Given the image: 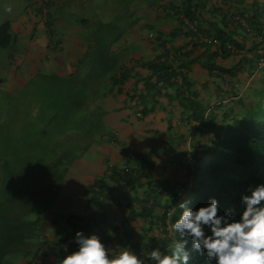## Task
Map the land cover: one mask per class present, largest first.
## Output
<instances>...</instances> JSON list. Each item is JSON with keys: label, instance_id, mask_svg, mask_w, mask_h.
Instances as JSON below:
<instances>
[{"label": "trees", "instance_id": "trees-1", "mask_svg": "<svg viewBox=\"0 0 264 264\" xmlns=\"http://www.w3.org/2000/svg\"><path fill=\"white\" fill-rule=\"evenodd\" d=\"M234 3L233 7L238 4L246 7L249 2ZM223 5L227 7L228 3ZM165 6L166 13L180 21V28L188 29L186 35L205 38L201 47L207 58L203 67L208 80L200 92L192 90L189 74L192 60H187L188 54L178 51L171 57L167 48L169 40H165L168 41L165 42L167 51L164 48L157 61L143 63L151 75L147 89L159 94L158 86L163 84V90L174 91L173 95L166 93V96L180 102L186 111L185 121L193 130L190 143L186 146L184 142L186 148L182 150L170 146L163 153H126L128 150L124 149L129 164L126 170H113L109 181L100 178L87 189L92 194L89 202L96 211L68 219L70 232L54 244L58 264L76 250L73 238L77 231L97 234L109 249L130 245L138 255L148 257L153 248L165 249L175 238L170 223L179 215V203L188 201L190 207L198 208L215 197L221 212L232 208L238 214L242 207L240 197L245 190L250 185L264 183V66L261 67L264 63V0H253L249 8L240 11L237 7L232 13L217 7L216 13L225 16L221 22L207 24L198 17L191 0L182 5L168 2ZM222 22L231 25L218 29L217 25ZM9 30V24L0 30L2 48L12 43ZM183 33L176 31L172 36L179 37ZM153 37L151 34L150 38ZM240 37L254 39L252 45L245 46ZM236 57L240 58L236 60ZM219 58L231 65H221ZM129 77V72L115 77L109 84L111 89L104 90L102 103L115 88L123 92ZM239 85L246 89L243 95L237 89ZM203 93L208 96L203 97ZM137 99L145 98L136 94ZM97 105L98 101L94 104L96 112L92 113L99 118ZM104 130L103 127L102 133L99 130L94 133L103 134ZM181 140L184 141V136ZM193 255L195 264H206L203 257Z\"/></svg>", "mask_w": 264, "mask_h": 264}, {"label": "rangeland", "instance_id": "rangeland-1", "mask_svg": "<svg viewBox=\"0 0 264 264\" xmlns=\"http://www.w3.org/2000/svg\"><path fill=\"white\" fill-rule=\"evenodd\" d=\"M139 1L150 8L147 14H153L156 0L66 2L57 17L48 0H0V30L9 24L12 37L8 48L0 46V264L32 263L49 238L45 218L52 209L58 210L66 188L81 185L74 172L78 183H73L71 171L89 161L85 159L78 167L75 162L82 160L91 143L105 142L99 132L94 133H102L106 123L104 113L98 112L99 118L94 114V104H102L106 84L102 81L115 78L113 43L120 48L130 36L125 29H118L113 14L120 4L121 10L132 13ZM159 1L165 5L164 0ZM225 2L228 0H220L219 5ZM5 6L12 12H6ZM140 10L137 7L136 15ZM131 16L130 22L136 19ZM53 18L64 23V29L81 25L84 33L62 30L60 34ZM140 29V34L149 37L152 29L159 28L153 24ZM172 34L166 33L170 39ZM71 45L79 57L59 50ZM71 61L76 64L73 69ZM51 64L64 72V78L56 79ZM135 64L125 66L130 71ZM135 85L132 80V88ZM237 89L242 95L246 92L240 85ZM131 100L136 103V94ZM58 219V227L70 232L68 220Z\"/></svg>", "mask_w": 264, "mask_h": 264}, {"label": "crops", "instance_id": "crops-1", "mask_svg": "<svg viewBox=\"0 0 264 264\" xmlns=\"http://www.w3.org/2000/svg\"><path fill=\"white\" fill-rule=\"evenodd\" d=\"M77 1L78 0H48V4L52 9L56 10L55 15L57 17L59 15L58 9L61 8L62 4ZM90 1L92 2V0ZM164 1L165 5L166 3L168 4V2H175L177 5H182L183 2L187 0ZM191 1L196 5L194 10L197 9L196 12L198 17L201 16L204 19L203 24H207L214 21L221 22V19L225 16L221 13L218 15L216 13L217 8L214 9L215 6L225 9L228 13H232V9L237 7H239V10L241 9L240 11L247 6L249 8V3H252L253 0H247L249 3L246 7L241 6V4H238L237 7H233L235 4L234 1L241 3L242 0H228L227 7L226 5H219L220 0H216L215 5L212 4L211 0H207L206 2L205 0ZM140 2L141 1L138 2V5L135 4L132 7V13L121 10L120 4L119 9L116 10V14H113L114 17L118 19V29H125V32L130 34V36H126L129 40L123 42L124 46L116 48L118 43H113L116 52L114 55V65L117 67L116 72H118L117 74L115 72L114 77L120 75L123 71L122 69H126L131 76L127 83L130 82L132 84V80H134L136 85L132 88L131 84L127 86L125 84V86H123V92L117 91L115 88L114 92L110 93L107 99H104V103H98L96 108H98L99 112L104 113V118L106 119L105 130L103 134H99L105 142L101 144L96 142L92 143L90 148L86 151L85 156H82V160L75 162V166L78 167L85 159L89 161V163L87 162L81 165L82 168L78 170L72 169L71 171L73 175L74 173L79 175L81 185L76 188H66L67 194L65 196H60L61 199L63 198V202L61 199L59 200L60 204L57 206L58 210L52 209L53 212L51 215H48L47 219L45 218L44 226L50 230L47 232L48 229H46L45 232L49 238L45 241L47 245L43 246L39 254L34 257V264H58L54 244L68 232L67 228L64 230L62 226L61 228L58 227L56 224L59 221L58 218L68 220L74 215L87 216L90 212L96 211L89 202L92 194L89 193L87 189L95 180L100 178H106L109 181V175L112 170L122 172L128 167L129 164L126 160L127 157L124 156V149L128 150L126 153H129V151L133 153H149L153 151L163 153V150H167L170 146L182 150L186 148L184 142L186 146L190 143L189 138L190 135L193 134V130L185 121L187 117L184 113H186V111L181 107L180 102L170 100L168 96H166V93L173 95L174 91L171 90L167 92L163 90L164 87L158 86L159 94H155V92H150L147 89V80L151 75L143 66V63L157 61L164 52V48L166 51L167 48L171 51V57L173 56V52L176 51H178V53L188 54L187 60H192L190 71L188 70L192 90L200 92L203 84L208 80L207 70L203 67L207 62V58L203 56L205 49L201 47V45L204 44L205 38L199 36L198 39H195L192 35H186L185 33L188 32V29H185V26L180 28V21L168 15L165 11L167 6L163 5L159 0H156V3L153 5V14H147L150 8L147 6L145 7V5ZM198 3H200L201 6H199ZM137 7H140L141 10L139 12L137 11L136 15ZM131 15L136 17V19L130 22ZM47 16H50L48 11ZM228 18H231V16L228 15ZM53 22L54 28L60 32V34L62 30H69L71 34H80L83 32L81 25L76 26L78 29H64V23L60 22V20L56 21L55 18H53ZM153 24L159 28L152 29L151 34H155V38H150L151 34L149 37H146L145 34L139 33L141 31L140 27H148V25L152 27ZM226 24L228 27L231 25L227 22H222L218 24L217 27L218 29H223ZM180 30L184 31V33L179 37L172 36L173 39H170V35H166L168 32L174 33ZM240 39L246 43L245 46L247 47L251 46L254 40L249 37L245 39L240 37ZM165 40L170 41L167 48L165 42L168 41ZM72 46L74 47V45L60 46L59 50H62L64 53L65 50H68V54L71 53L74 57H79L81 54H74L71 48ZM174 48H176L175 51L173 50ZM213 51L215 50L213 49ZM236 58V60H238L240 57ZM219 60L221 59L219 58L218 61ZM132 62H136L137 64L133 68L134 71L133 69L129 71V68H127L125 64ZM221 62H225L226 65ZM219 63L223 66L231 65L229 61H219ZM74 65L76 64L71 61L70 66L72 69ZM178 65L177 63L175 66L178 67ZM51 67L52 73L57 80L58 78H64V72L60 73L59 69L54 68L52 64ZM130 72H133V74ZM134 74H136V76H133ZM102 82L106 83L104 86L105 91L111 89L109 84L112 82V78H107ZM154 83H156V81ZM135 94L142 95L145 99L141 101L137 99L135 103L134 100H131L133 96L135 97ZM207 96L206 93H203V97ZM149 110L152 111L145 115L144 113ZM183 136L184 141L181 140ZM165 142H168V145H164ZM163 157L165 156H162V158ZM74 176L73 183H78L77 177ZM78 188H80L81 191ZM64 202H66V207L62 206ZM40 217L44 219V215ZM116 249H118L117 251L120 250L118 247L115 248V250Z\"/></svg>", "mask_w": 264, "mask_h": 264}, {"label": "clouds", "instance_id": "clouds-1", "mask_svg": "<svg viewBox=\"0 0 264 264\" xmlns=\"http://www.w3.org/2000/svg\"><path fill=\"white\" fill-rule=\"evenodd\" d=\"M4 10L12 12L10 6ZM240 204L237 214L232 208L221 212L215 197L198 208L188 201L179 203V215L170 223L175 238L165 249L153 248L148 257L138 255L130 245L109 249L97 234L77 231L76 250L59 264H195L193 254L206 264H264V183L250 185Z\"/></svg>", "mask_w": 264, "mask_h": 264}]
</instances>
